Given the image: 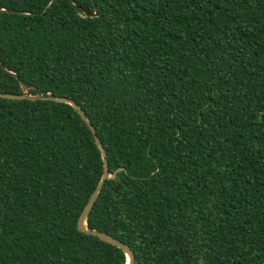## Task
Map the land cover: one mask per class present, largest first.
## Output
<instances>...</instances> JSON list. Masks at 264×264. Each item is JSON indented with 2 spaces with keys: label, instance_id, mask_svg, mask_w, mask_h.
Wrapping results in <instances>:
<instances>
[{
  "label": "trees",
  "instance_id": "16d2710c",
  "mask_svg": "<svg viewBox=\"0 0 264 264\" xmlns=\"http://www.w3.org/2000/svg\"><path fill=\"white\" fill-rule=\"evenodd\" d=\"M49 2L0 0V92L89 118L88 228L135 264H264V0ZM102 165L70 104L0 97V264H125L76 226Z\"/></svg>",
  "mask_w": 264,
  "mask_h": 264
},
{
  "label": "water",
  "instance_id": "95a60500",
  "mask_svg": "<svg viewBox=\"0 0 264 264\" xmlns=\"http://www.w3.org/2000/svg\"><path fill=\"white\" fill-rule=\"evenodd\" d=\"M53 1H55V0H50L49 3L53 2ZM93 8H94V12L92 14H89V15H96L97 14V12H96L97 7L94 4V2H93ZM78 9H80V8L78 7ZM81 11H83V10H81ZM85 13L88 14L87 12H85ZM21 88H22V92L20 94H17V93H1L0 92V97L1 98H10V99H32V100L42 99V100H52V101H57V102L68 103L77 111L80 118L86 123V125L90 129V131L93 135L94 141H95V145L99 149L100 154H101L103 171H102V174H101L99 181L97 182L94 190L92 191L91 195L89 196L87 202L83 206V209L77 218L76 226L80 232H83V233L88 234V235L96 236L98 239H100L104 242L110 243L112 245H115L116 247L120 248L126 256V263L125 264H135L134 252L128 244L120 241L119 239L113 237L112 235H110L106 232L99 231L96 229H90L87 226V218H88L89 213L93 207V204L96 201V199H97V197H98V195H99V193L103 187L105 180L110 177V173L108 171V162H107V157H106V151H105L99 137L97 136L96 130H95L94 126L91 124L89 118L87 117L85 112L80 108V106L75 101H73L72 99H70L68 97L56 96V95H51V94H47V95L30 94L28 92V86L22 82H21Z\"/></svg>",
  "mask_w": 264,
  "mask_h": 264
}]
</instances>
